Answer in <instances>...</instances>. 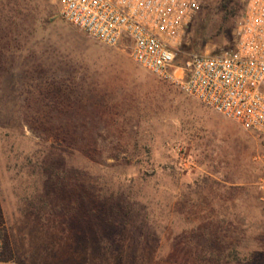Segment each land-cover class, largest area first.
Returning <instances> with one entry per match:
<instances>
[{"label":"rangeland","instance_id":"obj_1","mask_svg":"<svg viewBox=\"0 0 264 264\" xmlns=\"http://www.w3.org/2000/svg\"><path fill=\"white\" fill-rule=\"evenodd\" d=\"M247 0L178 46L233 49ZM0 0V261L264 264V137L61 16Z\"/></svg>","mask_w":264,"mask_h":264},{"label":"built area","instance_id":"obj_2","mask_svg":"<svg viewBox=\"0 0 264 264\" xmlns=\"http://www.w3.org/2000/svg\"><path fill=\"white\" fill-rule=\"evenodd\" d=\"M204 0H63L61 16L186 95L264 137V0H247L235 48L191 53L178 46Z\"/></svg>","mask_w":264,"mask_h":264},{"label":"crops","instance_id":"obj_3","mask_svg":"<svg viewBox=\"0 0 264 264\" xmlns=\"http://www.w3.org/2000/svg\"><path fill=\"white\" fill-rule=\"evenodd\" d=\"M0 264H14V263H12V262H2V261H0Z\"/></svg>","mask_w":264,"mask_h":264},{"label":"trees","instance_id":"obj_4","mask_svg":"<svg viewBox=\"0 0 264 264\" xmlns=\"http://www.w3.org/2000/svg\"><path fill=\"white\" fill-rule=\"evenodd\" d=\"M226 3L230 4L232 0H225Z\"/></svg>","mask_w":264,"mask_h":264}]
</instances>
